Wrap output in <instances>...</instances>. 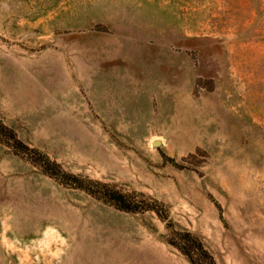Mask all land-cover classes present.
<instances>
[{
    "label": "rangeland",
    "instance_id": "1",
    "mask_svg": "<svg viewBox=\"0 0 264 264\" xmlns=\"http://www.w3.org/2000/svg\"><path fill=\"white\" fill-rule=\"evenodd\" d=\"M0 122L166 217L0 142V264H264V0H0Z\"/></svg>",
    "mask_w": 264,
    "mask_h": 264
},
{
    "label": "trees",
    "instance_id": "2",
    "mask_svg": "<svg viewBox=\"0 0 264 264\" xmlns=\"http://www.w3.org/2000/svg\"><path fill=\"white\" fill-rule=\"evenodd\" d=\"M0 142L10 147L16 154L28 157L32 163L37 165L43 173L60 181L65 185L86 191L92 196L114 206L117 209L127 212H143L153 210L163 219V211H160L158 201L149 202L146 198L137 199L129 193H125L108 183L82 179L69 173L55 160H52L43 152L31 148L23 142L10 127L0 122ZM169 226L170 225L169 223ZM169 243L177 247L192 264H217L214 256L206 248L199 237L189 230L173 229Z\"/></svg>",
    "mask_w": 264,
    "mask_h": 264
},
{
    "label": "bare ground",
    "instance_id": "3",
    "mask_svg": "<svg viewBox=\"0 0 264 264\" xmlns=\"http://www.w3.org/2000/svg\"><path fill=\"white\" fill-rule=\"evenodd\" d=\"M160 143H161V141L160 140H157L156 144H160Z\"/></svg>",
    "mask_w": 264,
    "mask_h": 264
},
{
    "label": "water",
    "instance_id": "4",
    "mask_svg": "<svg viewBox=\"0 0 264 264\" xmlns=\"http://www.w3.org/2000/svg\"><path fill=\"white\" fill-rule=\"evenodd\" d=\"M157 141H155V143H156Z\"/></svg>",
    "mask_w": 264,
    "mask_h": 264
}]
</instances>
